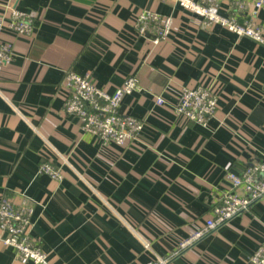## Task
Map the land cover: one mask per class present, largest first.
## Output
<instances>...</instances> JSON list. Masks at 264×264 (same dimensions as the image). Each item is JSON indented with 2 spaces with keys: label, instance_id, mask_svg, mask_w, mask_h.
Masks as SVG:
<instances>
[{
  "label": "crops",
  "instance_id": "crops-1",
  "mask_svg": "<svg viewBox=\"0 0 264 264\" xmlns=\"http://www.w3.org/2000/svg\"><path fill=\"white\" fill-rule=\"evenodd\" d=\"M233 1L219 0L221 10ZM11 5L34 16L32 35L8 27ZM142 10L173 16L168 39L139 33ZM0 37L14 49L0 69V199L34 203L31 232L52 264H248L264 236V198L180 244L212 215L226 173L264 156V44L204 26L172 0H0ZM68 70L91 72L111 93L137 74L143 89L124 95L120 111L146 120L141 136L106 146L84 132L64 108ZM198 85L219 95L205 125L173 108L183 86ZM45 160L62 179L39 171ZM5 235L0 264H33Z\"/></svg>",
  "mask_w": 264,
  "mask_h": 264
},
{
  "label": "built area",
  "instance_id": "built-area-1",
  "mask_svg": "<svg viewBox=\"0 0 264 264\" xmlns=\"http://www.w3.org/2000/svg\"><path fill=\"white\" fill-rule=\"evenodd\" d=\"M172 1L199 15L204 26L220 24L240 36H248L264 44V28L258 22L259 12L264 8V0H234L230 13L221 10L219 0ZM9 8L8 27L18 35H32L34 16L14 5ZM244 13L245 19L240 21L239 16ZM136 24L140 34L147 35L157 44L168 39L172 33L173 16L154 10H142L137 16ZM13 57V44L0 37V69L9 64ZM64 83L68 90L64 108L66 112L79 118L84 132L96 136L106 146L111 143L126 146L141 136L146 120L120 111L124 95L143 89L137 74L125 78L112 93L98 86L91 72L80 74L75 70H68ZM156 102L164 104L166 98L159 94L156 96ZM218 102L219 95L210 85L183 86L173 108L185 120L205 125L216 112ZM39 171L58 180L63 178L61 169L49 160L41 163ZM226 176L230 184L214 205L212 215L207 218L205 225L181 242V248L193 244L208 232L248 210L254 202L264 198V156L248 163L239 172L229 170ZM34 206V203L29 201L15 204L9 196H2L0 229L6 232L2 241L16 248L18 258L22 262L52 264L39 238L31 232ZM168 262V258L156 256L146 264ZM248 264H264V236L249 256Z\"/></svg>",
  "mask_w": 264,
  "mask_h": 264
}]
</instances>
